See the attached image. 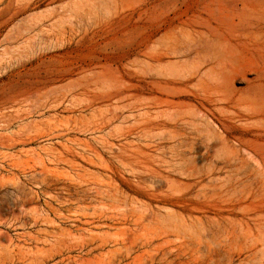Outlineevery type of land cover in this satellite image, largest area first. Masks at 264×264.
<instances>
[{"label":"rangeland","instance_id":"374dc122","mask_svg":"<svg viewBox=\"0 0 264 264\" xmlns=\"http://www.w3.org/2000/svg\"><path fill=\"white\" fill-rule=\"evenodd\" d=\"M0 264H264V0H0Z\"/></svg>","mask_w":264,"mask_h":264},{"label":"bare ground","instance_id":"6f19581e","mask_svg":"<svg viewBox=\"0 0 264 264\" xmlns=\"http://www.w3.org/2000/svg\"><path fill=\"white\" fill-rule=\"evenodd\" d=\"M221 46H223V45H221ZM224 47H225V45H224ZM214 48V47H213ZM210 49H212V48H210ZM215 49V48H214ZM219 53H220V51H219ZM214 54V53H213ZM226 54H227V51H226V49H223V52H222V49H221V53H220V55L219 54H217V52H215V55L213 56V58H217V56L219 55V56H226ZM222 75V74H221ZM220 75V76H221ZM224 75V74H223ZM202 78H203V76H202ZM215 82V81H214ZM186 113V112H185ZM214 144V143H213ZM182 147V146H181ZM212 148V147H211ZM99 194V193H98ZM104 218V217H103ZM103 218H101V219H103ZM92 226H94L95 227V225H92ZM108 226V225H107ZM110 227H111V225H109ZM77 228H79V226H77ZM85 228V227H84ZM87 229V228H86Z\"/></svg>","mask_w":264,"mask_h":264}]
</instances>
